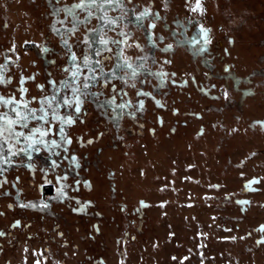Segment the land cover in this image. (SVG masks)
Segmentation results:
<instances>
[{
  "label": "rangeland",
  "instance_id": "374dc122",
  "mask_svg": "<svg viewBox=\"0 0 264 264\" xmlns=\"http://www.w3.org/2000/svg\"><path fill=\"white\" fill-rule=\"evenodd\" d=\"M79 2L0 0V97L51 129L0 164V264H264V0Z\"/></svg>",
  "mask_w": 264,
  "mask_h": 264
},
{
  "label": "snow or ice",
  "instance_id": "6c2138e0",
  "mask_svg": "<svg viewBox=\"0 0 264 264\" xmlns=\"http://www.w3.org/2000/svg\"><path fill=\"white\" fill-rule=\"evenodd\" d=\"M111 0H80V2L78 4H73L71 6V8H65V12L68 15H71L73 17V21H72V28L69 29V31H75L77 28V18H76V9L80 8L84 11H88L91 7H97L98 9L103 7V4L105 3H110ZM200 7V0H196V7H194L192 10L196 11V8ZM148 9H145L144 12L140 13L139 15V19H144L145 16L148 13ZM202 11V9H201ZM88 15H92V13L90 11H88ZM154 18L155 19H159V14H154ZM88 16H85L84 20L85 22H87ZM99 19H103V17H100ZM112 23H115V21H112ZM154 24L149 25V29L154 28ZM55 30V29H54ZM58 31V30H56ZM90 31H94V30H90ZM209 29H204L203 26H201V32L198 34L199 36L202 37V43H201V50H205L209 43H210V36H209ZM123 35V33H122ZM149 39H151V36L149 37ZM160 39H163V37H160ZM88 42V36L86 34L85 36V43L87 44ZM153 43H155V41H152ZM197 37H193L192 38V43H197ZM62 43L67 44L66 40H62ZM100 45L107 48L109 43H119L117 41H109L104 39L103 37H101L100 41H99ZM171 45H168L167 48H171ZM109 51L111 49H108ZM41 51L43 52H47L48 49H41ZM72 59H73V63H76V58H75V53H72ZM170 62V61H169ZM84 63L85 65H88V57H84ZM97 64H99V61H96ZM3 67V66H0ZM128 68H131L132 65L128 64L127 65ZM102 70V69H101ZM97 75H99V73H97ZM133 78L135 77V70L132 73ZM154 75L158 76L161 80V83L164 82V78L167 75L166 73H155ZM174 75V74H173ZM73 78L75 79V73L73 74ZM90 77L85 76L84 77V87L85 89L88 87L89 83H90ZM2 82V81H0ZM105 82H107V77H105ZM54 83V82H53ZM173 83H175V81H173ZM38 87H42L40 85H38ZM26 91L25 89H21V92ZM73 92V96L77 97L79 95H81V89L77 88V87H73L72 89ZM141 93H137V95H140ZM225 98H227L228 93L227 91H225ZM126 95V93H125ZM143 95L145 96H150L151 93H143ZM35 99V98H33ZM45 98H41V104L44 103ZM111 103H114V98H112V100L110 101ZM140 105V109L139 110H143V100H138L137 102ZM157 105L160 104L159 101H156ZM0 104H3L5 107H7L8 105H11V108L9 111H5V112H0V164H4V163H11V158L15 155H18L20 151H23L26 155L29 154L28 153V149L33 147V144L35 143H45L46 141L43 140V137L47 134V131H50L51 129H45V130H40L38 128H31L30 131H25V129L28 127V122L30 120L36 119L39 121H45L46 117L45 116H36V111L34 109H30L27 105V102L24 103V107L21 108L20 107V103L19 102H15L14 103V98H9L7 101H5L4 97H0ZM64 104L71 106L73 104L72 100H69L67 97H65L64 99ZM131 104V101L122 103L121 105H119V107L121 108H125L128 107ZM75 109L76 112L80 111V104L79 101L77 100V102L75 103ZM40 112H44L45 109L43 107H41L39 109ZM11 113H15V115L13 116ZM133 114V113H130ZM60 119L62 122L65 120V117H56L53 114V119ZM67 120L69 122H71V117H68ZM39 132V138L36 136V133ZM61 133H63V126H61ZM24 138L23 141H21V138ZM63 138V137H62ZM12 142H15L16 144H19L21 142L25 143L26 147L23 149H19L17 151H12L14 144ZM67 142H70V138L67 140ZM89 143H91L92 141L89 140ZM53 144L56 143L55 140L52 141ZM5 145H7V152H5ZM38 150V149H37ZM72 159L75 161L76 158L72 157ZM53 165H55V161H53ZM29 168H32L33 166L31 164L27 165ZM59 179V178H58ZM87 184V182H85ZM65 187V185H61V188L58 190V195L56 197V199H61L62 197H64L66 195V193L63 191V188ZM90 203V202H87ZM41 204L44 207H47V203L44 201H41ZM141 204L143 205V202H141ZM29 206L31 207H36L35 204H30ZM74 211H82L83 210V205L80 206V208L77 209H73ZM19 224V221H16L15 224L13 226H16ZM262 229H264V225L261 226ZM3 233H0V235H2Z\"/></svg>",
  "mask_w": 264,
  "mask_h": 264
}]
</instances>
